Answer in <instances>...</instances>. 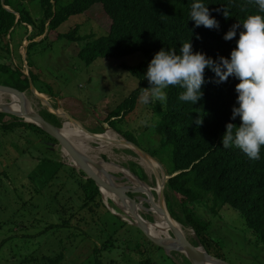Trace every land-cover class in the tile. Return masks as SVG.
I'll return each mask as SVG.
<instances>
[{"label":"trees","instance_id":"1","mask_svg":"<svg viewBox=\"0 0 264 264\" xmlns=\"http://www.w3.org/2000/svg\"><path fill=\"white\" fill-rule=\"evenodd\" d=\"M203 2L219 21V29L195 27V22L190 20L193 0H0V85L23 93L30 91L34 85L39 93L57 99L59 93L33 72L35 55L47 54L49 49L53 50L56 42L66 41L78 50V59L87 65L100 59L120 60L141 54L145 59L140 64L123 66L138 79V88L104 122L125 140L135 144L115 126L117 120L137 108L142 97L152 93L145 74L154 55L162 48L175 49L179 53L181 44L191 41L194 52L206 53L214 59L230 57L239 33L232 41H226L224 35L238 21L242 22L248 15L259 12L253 0ZM27 3L38 4L40 15L35 17L25 7ZM98 4L102 5L112 22L106 35H81V25L65 34L59 32L71 18L86 16ZM224 9L229 13L227 18ZM40 38L42 40L38 42ZM26 41H29L28 46ZM46 42L48 47L40 50ZM81 45L83 47L79 48ZM22 47H26L27 60L20 52ZM16 59L19 65L15 64ZM25 61L31 69L28 74L24 69ZM209 78H214V73L206 69L205 80ZM238 83L239 80L233 77L221 84L206 82L202 86L203 97L196 105L181 102L178 97L184 89L169 86L164 90L165 100L159 102L158 108L161 117L159 134L162 138L155 147L156 153L161 152L173 161L172 170L167 171L172 178L165 190L169 213L180 224L192 228L201 246L211 256L221 260L224 259L219 253L220 243H215L210 235L211 220L219 217L227 207L241 215L246 226L264 245V148L261 149V158L252 160L234 146L225 149L221 143L227 123L232 122L237 126L241 123L239 118L231 120L238 96ZM41 116L62 128L63 124L56 114L46 111ZM7 117L17 120L15 116L0 112L2 135L19 134V129L22 136H28L26 140L30 145L37 143L43 146V157L36 155V165L43 174V195L47 190L52 191L53 195L57 193L58 209L55 212L66 216L59 224L48 226L47 231L103 228L101 233L106 238L96 244V264H105L103 254L109 257V264H121L111 257L121 245H127L129 252L142 256L139 264H156L147 244L159 251L162 249L128 221L111 212L105 205L100 188L87 174L61 161L52 145H59L54 138L35 124L22 120L9 123ZM197 119L203 120L199 126L194 122ZM129 170L141 181H148L145 170L138 164L132 163ZM61 192H66L67 196L63 197ZM130 196L134 198V194ZM110 205L122 214L113 202L110 201ZM201 209L211 213L212 218H204ZM135 231L144 236L147 244ZM133 245L137 248L134 249ZM64 259L62 253L55 259L44 258L43 262L61 264Z\"/></svg>","mask_w":264,"mask_h":264},{"label":"rangeland","instance_id":"2","mask_svg":"<svg viewBox=\"0 0 264 264\" xmlns=\"http://www.w3.org/2000/svg\"><path fill=\"white\" fill-rule=\"evenodd\" d=\"M25 7H28L35 17L41 13L38 4L27 3ZM85 15L71 18L59 32L68 33L78 25L82 26L81 35L93 33L101 37L110 31L112 22L102 5H95ZM18 33L21 34L20 31ZM41 40L42 38L37 39L38 42ZM28 44L29 41H26V46ZM47 47L48 42L40 50ZM77 51L63 41L56 42L53 50L49 49L47 54L35 55L36 66L33 72L39 74L41 80L52 86L59 95L56 99L37 91L45 96L42 101L31 89L25 93L27 105L40 115L46 111L56 113L62 124L68 117L72 118L88 135H103L108 130L115 133L110 125L104 122L108 121L111 114L139 86L138 79L123 66H137L145 58L137 54L120 60L100 59L92 65H87L78 59ZM20 52L23 59L27 60L26 47H22ZM15 64L19 65L17 59ZM24 65L25 73L28 74L31 69L27 61ZM3 96L6 102L10 101L7 94ZM164 100L154 98L152 93L145 95L140 99L137 108L123 119L117 120L115 126L120 133L128 135L138 148L148 154H156L157 157L154 158L164 164L161 165L159 178L144 168L141 164L142 157L134 149L112 145L100 151L101 146L98 141L90 144L95 151L91 156L117 170L112 172L114 182L134 194V198L140 204L138 207L141 209V215L151 223L155 222L154 215L150 212L152 206L150 202H145L149 196L138 190L125 173L118 171L123 169L131 172L129 166L132 163L141 166L148 176V181L144 184L151 189L153 199L160 203L156 189L160 182L164 184L163 171L167 173L173 168L172 158L164 156L161 152L157 154L155 149L162 138L159 134L161 117L158 108L159 102ZM6 120L9 123L21 122V120L25 122L24 119L16 120L12 117H7ZM17 131L19 134L12 133L7 136L2 135L0 131V264H48L43 262L44 258L55 259L62 253L65 259L61 264H96L94 254L96 244L106 238V235L101 233L103 228L47 231L48 226L59 224L66 216L55 212L58 209L57 193L53 195L52 191L47 190L45 196L43 195V174L36 165L37 156L43 157V146L37 143L30 145L26 140L28 136H22L19 129ZM117 135L121 141L125 140L120 134ZM55 149L62 162L67 165L74 164L71 157L63 153L60 145L55 146ZM167 184L168 180L165 182L164 194ZM61 195L67 196L66 192H61ZM63 197L61 198L64 199ZM108 201L110 205L111 200ZM120 204L124 206L123 202ZM105 205L108 208V205ZM164 205L168 210L166 197ZM108 209L111 211L110 208ZM200 212L207 220L212 218L211 213L203 209ZM211 224L210 235L215 243H220L219 253L224 261L229 264H264V245L246 226L238 212L227 207L219 217L211 220ZM184 227L190 230L189 241L201 247L194 230ZM95 232L98 234L95 235ZM135 233H138L147 244V240L139 231ZM170 237L175 238L173 233ZM147 246L156 264H176L171 260L173 258L178 260L179 264H191L184 253L159 251L149 243ZM132 247L137 248L136 245ZM129 251L127 245H121L111 257L116 258L121 264H139L142 256ZM102 259L105 264H109L108 256L103 254Z\"/></svg>","mask_w":264,"mask_h":264},{"label":"clouds","instance_id":"3","mask_svg":"<svg viewBox=\"0 0 264 264\" xmlns=\"http://www.w3.org/2000/svg\"><path fill=\"white\" fill-rule=\"evenodd\" d=\"M258 6L257 14L248 15L234 24L224 35L232 41L239 33L236 47L230 57L212 58L203 52H194L192 42H183L179 53L175 49L162 48L150 61L145 78L153 97L165 99L164 90L169 86L184 89L178 99L197 104L203 97L202 86L207 83L221 84L229 77L239 80L236 105L231 120L240 119L239 126L229 122L221 143L225 149L235 147L249 159L259 160L264 148V0H253ZM225 17L229 13L224 9ZM190 20L195 27L219 29V21L212 15L203 0H193ZM214 73V78L205 80V70ZM198 126L203 120L194 121Z\"/></svg>","mask_w":264,"mask_h":264},{"label":"water","instance_id":"4","mask_svg":"<svg viewBox=\"0 0 264 264\" xmlns=\"http://www.w3.org/2000/svg\"><path fill=\"white\" fill-rule=\"evenodd\" d=\"M31 89L37 94L38 98H40L43 101L44 98L41 97V95L37 92L34 85H32ZM0 94H7L16 97L19 100V106H20V112L16 113L10 110L8 106L1 104L0 112L13 115L17 118L24 119L25 122L35 124L38 127H40L43 131H45L48 135H50L52 138H54L63 148V153L67 152V154L71 157V160L74 163L71 166L87 174L88 178L93 180L96 183V185L100 188L105 204L108 205V208H110L115 215L122 217L123 219L128 221L132 226L139 229L158 248H161L166 252L184 253L191 264H229L224 260L211 256L202 246L198 247L193 245L179 231L173 232L175 238L166 237V236L165 237L156 236L152 232L150 225L153 227L157 225H154V223L147 221L139 213L138 205L140 204L135 198H132L130 196V194L133 193L128 192L125 188H122L119 185H117L114 182L112 171L106 169L100 161H98L93 156L90 157L82 153L77 148V146L63 134L64 124L62 128H58L52 125L51 123L47 122L40 114L36 113L35 111L29 110V107L27 105L26 94L15 88L0 85ZM70 119L73 123H75L72 118ZM90 135H92L93 137L100 136L93 134ZM123 144L125 146H129L134 150H136L140 154V156L145 160L150 159L152 161H155L157 164L161 166V164L153 156L141 150L133 143L124 140ZM52 145L56 146L54 144ZM129 173L140 181V179L136 177L133 173L131 172ZM163 174L165 176V181L164 184L162 183L163 186H161V189L158 192L160 204L162 205H164V200H165V194H164L165 182H167V180L169 181L172 178L171 176L167 175L165 171H163ZM105 192H107L110 195H115L121 198L122 202L124 203V206L115 202L113 199L110 200L113 201V203L122 212V214H118L117 212H115L112 209V207L108 204L109 201L105 196ZM147 202H150L151 206L155 205L154 199L151 196L149 197ZM172 260L176 262V264H179L178 260L174 258Z\"/></svg>","mask_w":264,"mask_h":264},{"label":"bare ground","instance_id":"5","mask_svg":"<svg viewBox=\"0 0 264 264\" xmlns=\"http://www.w3.org/2000/svg\"><path fill=\"white\" fill-rule=\"evenodd\" d=\"M7 96H8V100H10L9 102H6V99L3 96V94H0V105L1 104L6 105L9 107L10 110H12L16 113H19L20 112L19 100L12 95H7ZM41 97H45V96L41 95ZM29 110L33 111L30 108H29ZM115 133L112 132V130H108L107 133L100 135L97 138V137H93V136L86 134V131L83 128H81L80 126L73 123L69 117H68L67 121L64 122L63 134L69 140H71L82 153H84L85 155L90 156V157L95 152L91 148L90 144H93L97 141L99 142V144L101 146L100 151H102L104 148H107L108 146H112V145L118 146V147H121V146L124 147L125 145L123 144V141H121L119 139L117 133L116 134ZM125 147H127L129 149H133L129 146H125ZM64 153H65V155H67V152H64ZM101 163L103 164V166L106 169L111 170L112 172L117 171L113 168V166L107 165L104 162H101ZM141 164L144 166V168H146V170L149 173L154 174V175L156 174L157 177L159 178V176H160L159 171L161 170V166L159 164H157L155 161H152L150 159L145 160L144 158H142ZM118 172H124L128 177L130 176L129 177L130 180L133 182L134 186L138 190L142 191L143 193H145L149 197L151 196L153 198L151 189L148 186H146L144 184V182H140L137 178L133 177L128 171H125L123 169H121ZM119 186L124 188L121 185H119ZM161 186H163L162 182L159 183V185L156 189L157 192L160 191ZM105 196L108 200L113 199L115 202H117L119 204L122 202L121 198H119L118 196H115V195H110L107 192H105ZM145 202H147V201H145ZM154 202H155V205L152 206V209L150 210V212L153 213L154 218H155L154 225H157V226L153 227L150 225L152 232L156 236H159V237L160 236L161 237H165V236L170 237L171 233H173L175 231H179L188 240H190L189 239V236H190L189 231L190 230H188L183 225H181L179 222L174 220L171 217V215L169 214L165 205H162V204L156 202L155 200H154ZM138 210H139V213L141 214V211H140L141 209L139 207H138Z\"/></svg>","mask_w":264,"mask_h":264}]
</instances>
